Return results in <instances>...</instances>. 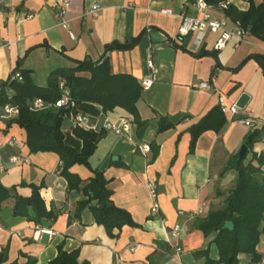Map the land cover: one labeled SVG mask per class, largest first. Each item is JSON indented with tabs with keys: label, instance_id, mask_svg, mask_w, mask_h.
Masks as SVG:
<instances>
[{
	"label": "crops",
	"instance_id": "1",
	"mask_svg": "<svg viewBox=\"0 0 264 264\" xmlns=\"http://www.w3.org/2000/svg\"><path fill=\"white\" fill-rule=\"evenodd\" d=\"M186 1L70 0L66 16L72 37L59 27L44 0L0 1V88L18 61L21 70L31 71L34 85L41 87L46 83L40 80L45 82L56 68L68 69L82 61L96 63L105 58L112 73L129 74L138 83H152L147 90H141L135 105L139 120L147 125L141 140L135 138L134 130L127 138L103 132L89 159V168L74 165L70 169L81 181L91 176V170H103L112 204L128 212L141 226L121 228L116 240H110L103 228L95 225L89 209L85 208L79 218L74 217L76 203L82 198L77 191H67L59 157L28 153L24 131L15 124L8 125L10 120L1 117L0 108L1 186L16 188L15 194L24 198L30 195L28 186H38L45 210L58 214L48 227L34 225L13 217L14 201L5 200L0 206V251L6 248L8 263L23 264L32 259L34 264H48L57 256L59 246L68 253L78 250V261L88 264H206L203 257L196 259L193 254L204 249L216 262L218 250L211 243L214 236L206 238L192 225L223 208L237 179L234 167L239 148L253 129L260 131L262 138L253 144L242 165L254 154L264 156L261 67L250 59L235 74L227 70L235 69L250 55L264 58V43L246 35L239 43L228 41L215 58L195 57L199 50L212 51L214 37L205 35L198 47L194 44L195 32L177 38L178 16L193 13ZM248 1L227 0V4L247 11ZM250 1L257 6L262 0ZM94 3L98 6L96 14L81 18L82 11ZM165 8L170 15L161 14ZM209 10L214 19L222 16L221 11ZM29 13L33 18L26 19ZM152 28L164 40L161 44L149 40ZM138 35L139 42L132 50L104 55V46L112 41L123 43ZM148 54L156 68L152 75L145 67ZM201 82L212 83L215 91L193 88ZM243 93L248 102L235 118L252 122V129L241 122H228L229 114H224L226 124L221 131L202 133L194 153H189L187 128L217 106L219 97L229 106ZM114 112L124 114L118 108ZM158 116L169 119L175 127L156 133ZM141 143L156 148L158 154L152 162L151 154L144 158L134 152V146ZM15 158L18 161L12 163ZM149 181L156 182L158 218L149 215ZM191 212L198 214L189 218ZM174 225H180L179 238L169 242ZM47 229L50 234H37ZM131 246L133 250L129 251Z\"/></svg>",
	"mask_w": 264,
	"mask_h": 264
},
{
	"label": "trees",
	"instance_id": "2",
	"mask_svg": "<svg viewBox=\"0 0 264 264\" xmlns=\"http://www.w3.org/2000/svg\"><path fill=\"white\" fill-rule=\"evenodd\" d=\"M226 1L204 0L216 11H219L217 7L220 3ZM186 2L188 5L191 4V0ZM247 9L242 11L227 4L221 11V15L229 23H238L247 36H252L264 43V0L257 6L249 0ZM154 30L152 28L149 32ZM139 38L140 35L123 43L112 41L104 46L103 53L105 55L111 51L132 50L138 44ZM167 40L175 47L173 40L168 38ZM216 54L214 51L199 50L194 56L215 58ZM250 59L260 65L261 75L264 78V58L257 55H250L235 69L227 70L235 74ZM107 60L105 58L96 63L82 61L68 69L56 68L50 72L46 78V84L41 87L34 85L31 71L21 70V62L18 61L11 77L15 73H18L19 77L8 79L1 85L0 108L5 105L17 108L16 117L10 120L8 125L15 124L24 131V144L28 153H50L59 157L60 175L67 184V191H77L82 198L76 203L74 217L79 218L85 208L89 209L95 225L102 227L110 240H116L121 228L139 229L141 226L133 221L128 212L112 204V192L107 188L109 183L103 174L104 171L91 170V176L85 181H81L76 174L70 172L74 165L89 168V159L93 156L103 133V131L92 133L72 127L68 122L70 113L98 119L102 114H112L118 108L132 118L136 127L134 129L136 139L141 140L147 128L146 123L139 120L135 107L141 98V84L129 74L112 73ZM60 81L71 102L67 109L45 108L39 112L29 109L32 100L44 101L49 105L55 104L61 94ZM65 121L69 123L66 130L62 127ZM225 124L224 115L220 108L215 106L201 117L196 125L188 127L186 133L190 137L189 153H194L195 144L202 133L211 131L219 133ZM156 125V133H164L175 127L169 119L161 116H158ZM260 138H262L260 131L253 129L244 139L243 144L246 149L252 151L253 144ZM148 147L152 155L149 162H152L158 153L152 144ZM236 177L223 208L208 213L192 225L194 230L199 231L206 238L214 236L211 243L218 250L216 262L209 259L208 249L193 253L196 259L203 257L206 264H264L261 251L263 247H258L259 244H264V156L252 155L250 160L240 167ZM28 187L30 195L24 198L15 194L16 188L10 189L0 184V206L10 198L14 201L11 210L13 217L24 219L25 222L34 225L50 226L55 222L58 214L45 210L44 201L39 196L40 187L33 184ZM229 222H232V230L228 232L223 229V226ZM56 255L48 264H88L78 261V250L68 253L59 246L56 249ZM7 260L5 248L0 251V264H17L8 263ZM23 264H34V260L28 259Z\"/></svg>",
	"mask_w": 264,
	"mask_h": 264
},
{
	"label": "built area",
	"instance_id": "3",
	"mask_svg": "<svg viewBox=\"0 0 264 264\" xmlns=\"http://www.w3.org/2000/svg\"><path fill=\"white\" fill-rule=\"evenodd\" d=\"M1 1V0H0ZM46 3H48L50 6V9L53 11V17L54 20L57 22L60 28L63 30H68L69 23L68 18L66 16L68 7L70 5V0H44ZM227 5L226 2L220 3V5L217 7V10L222 11L225 6ZM191 11H193L192 15H186V13L180 14L178 16L179 18V29L177 31V37L187 36L190 33L195 32L197 37L195 38L196 41L194 42L195 46L198 47L203 42V37L207 34H211L214 37V42H212V51L219 53L227 44L228 41L236 40V43H239L240 41L244 40L246 34L242 31L240 28V25L238 23H229L228 20L221 16L219 19H214L210 13L209 9H211L210 6H208L204 0H191V4L189 5ZM98 11L97 3H94L91 5L88 9H84L82 13L80 14L81 18L85 16H94L96 12ZM162 15H170L171 12L169 9L165 8L161 11ZM26 19L33 18L31 13L27 14L25 16ZM70 37L72 35L70 32L68 33ZM1 48V46H0ZM151 55L148 54L147 59L145 61V67L148 69L150 74L156 72V68H154L152 62H151ZM19 77L18 73H15L14 76L10 77L9 79L12 80L13 78ZM141 90H147L149 87H151V82L142 80L141 82ZM59 87L61 88V94L59 98L56 100L55 104L49 105V103H46L44 101L40 100H32L31 104L29 105V109L31 111L39 112L42 111V109L50 108V109H58L63 108L67 109L70 105V100H68L67 93L65 92L64 87L62 86V81L59 82ZM193 88L202 89V91H209L213 90L215 91V88H213L212 83H198L193 86ZM217 107L220 108L221 113L229 114L228 122L231 123H238L241 122L246 126V128L252 129V122L248 120H240L236 119L235 117L238 114L239 108L235 107V104L225 106L223 104L222 97H219L217 100ZM17 114V108L11 107L10 105H5L2 108V116L4 119L13 120L14 117H16ZM113 116V117H112ZM112 117V118H110ZM68 122L72 125V127H77L83 130L91 131L92 133H99V131L106 132L107 134H111L114 136H118L120 138H127L130 133L136 129L135 125L133 124L132 118L126 113L124 114H117L113 111L112 114H102L98 119H91L87 115H81V114H73L70 113V116L68 117ZM1 147V145H0ZM134 152L138 153L141 157L146 158V156H150V150L147 144L141 143L134 146ZM18 161L17 158L12 159V163H15ZM60 166V165H59ZM147 186L148 194L151 196V207L149 215L151 218H158L159 217V209L156 203V199L158 197L156 193V182L155 181H149ZM198 213H189V218H194ZM180 215V214H179ZM180 225H174L171 228L170 231V241L176 240L179 238L178 234L180 233ZM37 234H50L49 229L46 231H37ZM262 252H263V260H264V244H262ZM133 247L131 246L129 248V251H132ZM177 251L178 248H176Z\"/></svg>",
	"mask_w": 264,
	"mask_h": 264
},
{
	"label": "water",
	"instance_id": "4",
	"mask_svg": "<svg viewBox=\"0 0 264 264\" xmlns=\"http://www.w3.org/2000/svg\"><path fill=\"white\" fill-rule=\"evenodd\" d=\"M149 40L153 43H159V44H161L164 41L156 32H151L149 34ZM247 102H248V96L245 95V93H243L237 98V100L235 102V107L242 110L245 108L244 106L247 104ZM239 149L240 150H239V153L237 154V158L235 161V167H234V170L236 172H238L240 167H242V161L246 157L247 153H249V150L246 149V146L244 144H242ZM114 159L115 158H113V160ZM223 229L228 231V232L231 231L232 230V222L224 224Z\"/></svg>",
	"mask_w": 264,
	"mask_h": 264
},
{
	"label": "rangeland",
	"instance_id": "5",
	"mask_svg": "<svg viewBox=\"0 0 264 264\" xmlns=\"http://www.w3.org/2000/svg\"><path fill=\"white\" fill-rule=\"evenodd\" d=\"M40 81H43V82H40V83H44V84L46 83V80H45V82H44V80H40ZM38 82H39V81H35L36 84H40V83H38ZM68 126H69V123L66 122V121H65V122L63 123V125H62V127L64 128V130H66ZM258 247L262 248L263 246H262V244H259Z\"/></svg>",
	"mask_w": 264,
	"mask_h": 264
}]
</instances>
